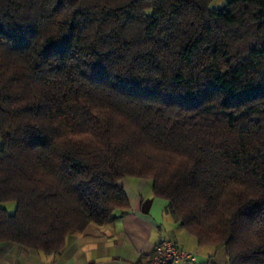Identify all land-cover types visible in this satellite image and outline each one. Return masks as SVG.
I'll return each mask as SVG.
<instances>
[{
	"label": "trees",
	"instance_id": "1",
	"mask_svg": "<svg viewBox=\"0 0 264 264\" xmlns=\"http://www.w3.org/2000/svg\"><path fill=\"white\" fill-rule=\"evenodd\" d=\"M210 1L0 0V243L59 253L132 176L264 264V0Z\"/></svg>",
	"mask_w": 264,
	"mask_h": 264
},
{
	"label": "crops",
	"instance_id": "2",
	"mask_svg": "<svg viewBox=\"0 0 264 264\" xmlns=\"http://www.w3.org/2000/svg\"><path fill=\"white\" fill-rule=\"evenodd\" d=\"M128 207L110 222L89 224L70 233L63 249L53 255L13 241L0 243V264H150L154 246L164 235L193 252L201 264H228L222 248L199 245L166 210V200L153 195L147 178L118 181ZM168 264H195L178 261Z\"/></svg>",
	"mask_w": 264,
	"mask_h": 264
},
{
	"label": "built area",
	"instance_id": "3",
	"mask_svg": "<svg viewBox=\"0 0 264 264\" xmlns=\"http://www.w3.org/2000/svg\"><path fill=\"white\" fill-rule=\"evenodd\" d=\"M178 261H190L191 263L201 264L196 260L193 252L179 247L170 238L160 235L154 246L150 264H168Z\"/></svg>",
	"mask_w": 264,
	"mask_h": 264
},
{
	"label": "rangeland",
	"instance_id": "4",
	"mask_svg": "<svg viewBox=\"0 0 264 264\" xmlns=\"http://www.w3.org/2000/svg\"><path fill=\"white\" fill-rule=\"evenodd\" d=\"M225 0H211L209 2V7L210 8H215V7H220L224 5ZM6 207H8L9 211H12L14 208V203L13 202H5L3 203Z\"/></svg>",
	"mask_w": 264,
	"mask_h": 264
}]
</instances>
